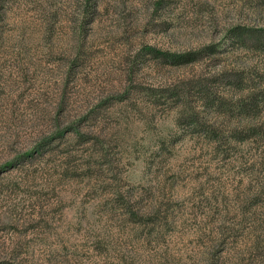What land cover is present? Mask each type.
<instances>
[{"label": "rangeland", "instance_id": "374dc122", "mask_svg": "<svg viewBox=\"0 0 264 264\" xmlns=\"http://www.w3.org/2000/svg\"><path fill=\"white\" fill-rule=\"evenodd\" d=\"M0 264H264V0H0Z\"/></svg>", "mask_w": 264, "mask_h": 264}]
</instances>
